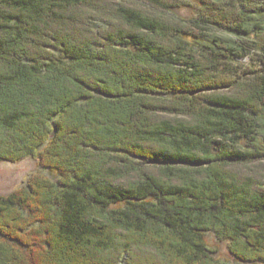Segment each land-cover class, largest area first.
Wrapping results in <instances>:
<instances>
[{
  "label": "trees",
  "instance_id": "trees-1",
  "mask_svg": "<svg viewBox=\"0 0 264 264\" xmlns=\"http://www.w3.org/2000/svg\"><path fill=\"white\" fill-rule=\"evenodd\" d=\"M136 1L0 0V264H264V0Z\"/></svg>",
  "mask_w": 264,
  "mask_h": 264
},
{
  "label": "rangeland",
  "instance_id": "rangeland-1",
  "mask_svg": "<svg viewBox=\"0 0 264 264\" xmlns=\"http://www.w3.org/2000/svg\"><path fill=\"white\" fill-rule=\"evenodd\" d=\"M174 1L178 4L177 7L172 9L171 13H165L167 16H171L183 20H190L195 16V5L198 0H170ZM115 2H121L124 5H129L136 8H146L149 9L145 3L142 1L136 0H115ZM262 25H264V11H262ZM251 27V35L250 38L253 39L256 44L258 45V49H262L264 47V30L254 28L255 26L252 25ZM216 36L222 35L219 32L215 33ZM191 44H194L196 39L195 38H188L187 40ZM207 43L204 42L201 47L205 46ZM254 53V52H253ZM253 57H246L244 59H234L233 66L237 67L240 65L242 69L246 68H258L257 62L252 60ZM256 59V57H255ZM53 134L50 138H52ZM264 138V137H263ZM263 138H261V142H263ZM236 172L240 174H244L245 176L254 177L264 183V159L255 161L253 164L243 165V166H235L234 167ZM41 173L48 178L56 179L55 173L51 172L50 170L46 169L44 166L40 164V161L36 157H27L26 159L19 161V162H0V197L7 196L15 191L17 188L25 184L28 177L32 173ZM155 173H158V168L154 169ZM206 241L207 246L210 250L214 251L212 254L215 258L224 261L233 263L234 258L230 254L228 249V242L227 241H219L213 233L206 234ZM144 254L147 257L153 256L152 253H156L154 249H146L142 248ZM135 258H138L137 264H142L141 260H146L145 257H141L140 255L142 252L140 250L135 249ZM143 255V254H142ZM141 257V258H139ZM144 258V259H143ZM156 259L160 260V257L155 255Z\"/></svg>",
  "mask_w": 264,
  "mask_h": 264
}]
</instances>
